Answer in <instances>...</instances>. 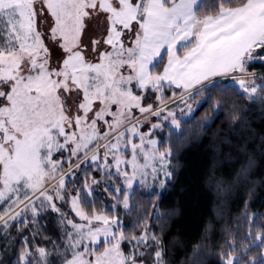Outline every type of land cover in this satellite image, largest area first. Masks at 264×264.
<instances>
[{
  "label": "snow or ice",
  "instance_id": "1",
  "mask_svg": "<svg viewBox=\"0 0 264 264\" xmlns=\"http://www.w3.org/2000/svg\"><path fill=\"white\" fill-rule=\"evenodd\" d=\"M196 2L0 0V264H168L170 216L157 211L159 199L146 219L129 211L143 204L130 193L135 180L143 191L174 176L171 149L161 151L141 125L160 128L149 117L167 112L179 127L176 104L192 112L217 91L252 99L264 90V72L248 70L264 64V0H221L211 13ZM224 103L221 96L213 111ZM89 161L100 178L85 168L70 189L67 178ZM102 181L117 211L93 199ZM47 213L57 217V240L41 221ZM258 215L241 214L249 243L238 251L228 242L237 254L222 252L219 264H264Z\"/></svg>",
  "mask_w": 264,
  "mask_h": 264
},
{
  "label": "trees",
  "instance_id": "2",
  "mask_svg": "<svg viewBox=\"0 0 264 264\" xmlns=\"http://www.w3.org/2000/svg\"><path fill=\"white\" fill-rule=\"evenodd\" d=\"M220 2L199 0L195 8L211 13ZM234 3L235 0H225V7ZM249 69L260 70V74L264 72V64L254 62ZM221 96L225 103L214 112L212 106ZM258 97H264V90L252 99L233 88L223 93L217 91L181 122L180 132L158 133L160 147L171 149L174 176L160 195L135 188L143 204L137 206L134 200L129 211L133 219L137 216L146 219L152 215L154 201L159 199L157 211L170 216L163 233L168 264H219L220 259L227 258L222 252L237 254L228 247V242L235 241L238 251L249 243L243 239L248 230V221L241 217L245 210L248 217L259 214L257 225L264 222V99ZM232 115L237 119L233 120ZM242 168L247 171L242 173ZM89 171L97 178L101 175L90 166ZM93 199L106 210L107 203L113 201L100 187L95 189ZM41 221L48 225L47 235L57 240L60 236L57 217L47 213ZM124 222L131 224L126 217ZM150 223L157 230L156 221ZM259 231V227L252 229L253 234ZM10 234L16 235L15 228ZM11 258V254L4 256L7 261Z\"/></svg>",
  "mask_w": 264,
  "mask_h": 264
},
{
  "label": "rangeland",
  "instance_id": "3",
  "mask_svg": "<svg viewBox=\"0 0 264 264\" xmlns=\"http://www.w3.org/2000/svg\"><path fill=\"white\" fill-rule=\"evenodd\" d=\"M256 62H260V61H256ZM250 72H254V73H257L259 75V71L260 70H251V69H248ZM257 83H259L257 81ZM171 95V91L168 90L166 91V96H170ZM154 98L153 97H149V99L147 100V102L145 103H150L152 102ZM200 100V97L199 96H193L192 99H190L188 101V103H191L193 105H197V102ZM199 105H197L192 112H188L187 109H186V106L184 104H176L174 106H172L171 110L174 111V114H175V118L176 120L178 121L179 123V127H176L174 126L172 123H171V120H165L164 117L167 115V112H165L163 115H161L160 117H149V119L152 121V122H159L161 124V127L160 128H156V129H152L150 124H142L141 125V131L143 132H146V133H149V135L151 136V138L155 139L157 141V147L163 151L164 149H166L165 147L161 148L160 147V136L158 135L159 132H163L164 135H168L170 133V131H176V132H180L181 130V122L186 120V119H189L191 117V115L194 113V111L196 110V108L198 107ZM171 155V153H170ZM142 162V161H141ZM91 162L89 161L88 164H85L82 166V168L78 171L77 173V176L76 177H68L67 180L69 181L68 183V187L71 189L73 187V183L72 181L74 180H79L80 178L84 177L85 175V171L84 169L86 168L88 172L89 171V166H90ZM65 168H67V164H65ZM129 172H131V169L129 168L128 169ZM169 170L173 172L172 170V167H171V163H170V167H169ZM111 171H114L111 170ZM91 173V172H90ZM92 174V173H91ZM94 176V175H92ZM95 177V176H94ZM97 178V177H96ZM100 177H98L97 179H99ZM163 179V176L161 174V176L159 177V179L156 181V186L155 187H149L147 189H144L146 191H149V192H152V193H156L158 195H160L167 187V184H166V187L164 188H160L159 187V182L160 180ZM148 181H149V184L152 183V179L151 177L148 178ZM122 183V181H121ZM76 186H79V185H76ZM107 186L106 182L102 181L99 185L95 186L94 187V190L95 189H98L99 187L101 188V190H104V188ZM135 188H138V189H141V185L139 183V180H135L133 182V189L130 190V193L131 192H134ZM114 203V201H111L109 203H107L106 207H108V210L109 211H117L116 209H112L111 208V205ZM64 210L66 212H69L70 215H74L73 213L70 212V209L67 207V206H64ZM1 252V250H0ZM230 255H236V254H230ZM228 258V257H227ZM227 258H225L224 260H227Z\"/></svg>",
  "mask_w": 264,
  "mask_h": 264
},
{
  "label": "crops",
  "instance_id": "4",
  "mask_svg": "<svg viewBox=\"0 0 264 264\" xmlns=\"http://www.w3.org/2000/svg\"><path fill=\"white\" fill-rule=\"evenodd\" d=\"M199 0H197L196 5L198 4ZM196 5L194 7H196Z\"/></svg>",
  "mask_w": 264,
  "mask_h": 264
}]
</instances>
